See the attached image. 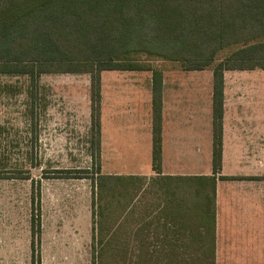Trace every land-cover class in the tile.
<instances>
[{
  "label": "trees",
  "instance_id": "1",
  "mask_svg": "<svg viewBox=\"0 0 264 264\" xmlns=\"http://www.w3.org/2000/svg\"><path fill=\"white\" fill-rule=\"evenodd\" d=\"M235 46L213 69L214 174L222 161L224 72L264 69V0H0V75H26L32 86L43 74L90 75L92 158L98 170L90 178L93 264L144 261V253L129 249V221L144 203L147 182L173 180L161 176L162 73L135 58L157 57L178 61L184 70H204ZM145 70L153 73L152 165L158 176L102 174L101 75ZM180 179L198 183L195 189L186 187V203L196 198L208 246L201 262L214 264L216 179ZM35 220L33 215V252L40 231Z\"/></svg>",
  "mask_w": 264,
  "mask_h": 264
},
{
  "label": "rangeland",
  "instance_id": "2",
  "mask_svg": "<svg viewBox=\"0 0 264 264\" xmlns=\"http://www.w3.org/2000/svg\"><path fill=\"white\" fill-rule=\"evenodd\" d=\"M237 48L221 51L212 68ZM135 59L152 70L182 69L178 61ZM151 75L149 70L101 75L103 125L116 145L100 154L102 174L151 169L141 135L119 122L115 126L119 116H114L115 106L126 120L134 110L143 111L139 100ZM90 83L87 73L43 74L34 86L26 75H0V264H93L90 178L98 170L92 158ZM119 98L127 102L120 104ZM33 215L35 228L40 224L34 252ZM199 259L194 264H203Z\"/></svg>",
  "mask_w": 264,
  "mask_h": 264
},
{
  "label": "crops",
  "instance_id": "3",
  "mask_svg": "<svg viewBox=\"0 0 264 264\" xmlns=\"http://www.w3.org/2000/svg\"><path fill=\"white\" fill-rule=\"evenodd\" d=\"M160 72L161 176L173 180L147 182L149 191L144 203L131 216L129 249L134 254H145L144 261L139 259L136 264H194L203 251H208L201 216L196 213V198L192 204L186 203V187L195 189L198 183L180 178L213 176L214 264H264V69L224 72L222 161L217 174L213 173L212 163L213 68ZM152 76L144 99L140 96L143 111L134 110L135 114L132 112L126 120L114 107V116H119L115 126L119 122L126 125L125 131L135 129L151 158ZM115 92L116 99L117 89ZM103 99L100 154L104 157L116 145L111 144L103 125ZM119 99L120 104L127 102ZM144 170L106 174L143 176L148 180L158 176L153 165Z\"/></svg>",
  "mask_w": 264,
  "mask_h": 264
}]
</instances>
